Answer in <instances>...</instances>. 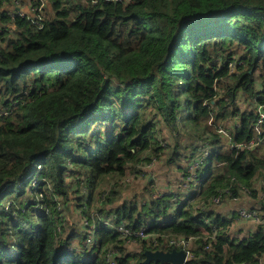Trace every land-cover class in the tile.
<instances>
[{"label": "trees", "instance_id": "obj_1", "mask_svg": "<svg viewBox=\"0 0 264 264\" xmlns=\"http://www.w3.org/2000/svg\"><path fill=\"white\" fill-rule=\"evenodd\" d=\"M49 1L54 14L42 30L17 18L9 37V18L0 12V264H105L103 250L119 235L98 221L94 244L83 250L88 232L69 229L53 194L79 204L87 187L94 201L109 177L126 174L145 155L165 154V165H178L191 149L182 137L220 141L208 124L213 109L236 143L250 140L257 120L251 99L258 95L264 104V0ZM237 58L243 64L227 83ZM157 124L178 137L168 150ZM200 128L202 136L193 132ZM213 159L224 173L210 171L204 197L233 177L251 186L264 169V157L246 149L219 151ZM35 178L42 179L37 188ZM154 185L146 182L122 203L120 190L113 191L101 212L133 228L165 216L179 198H153ZM40 192L48 212L36 206ZM178 204L174 219L155 230L201 236L204 219L192 204ZM208 217L221 230L211 251L196 247L198 261L240 264L264 254L261 227L240 240L228 234V219L214 211ZM147 249L134 256L136 264H146Z\"/></svg>", "mask_w": 264, "mask_h": 264}, {"label": "built area", "instance_id": "obj_2", "mask_svg": "<svg viewBox=\"0 0 264 264\" xmlns=\"http://www.w3.org/2000/svg\"><path fill=\"white\" fill-rule=\"evenodd\" d=\"M70 1V0H66ZM84 2L96 5L101 2H120L127 4L130 0H83ZM53 1L49 0H0V12L2 16L9 18V37L15 33V21L17 18H24L37 30L45 28L47 21L54 14L52 10ZM0 33L3 31L4 25L0 23ZM0 45L5 46V42L0 39ZM222 64V60L219 59ZM243 64V61L235 59L228 65L229 76L223 79L225 82H229L233 74L238 72V67ZM215 90H219L217 81L215 82ZM259 96L255 95L251 102L255 106L257 114V120L253 125V136L250 140L242 143H236L233 140L231 129L228 123H225L222 118H217L215 110L211 112L208 124L212 130L219 136L221 145L219 149H215L211 141L204 137H195L191 144V149L187 156L183 158V162L174 167L177 172L176 178L172 181L168 180L167 184L158 185L153 191V198L159 199L172 192L180 194L182 196L181 203H190L193 206L194 215L196 217H202L205 221L206 228L203 230L201 236H187L184 234L163 233L155 230L156 225L162 224L166 221L174 219L176 210L179 207L173 206V208L163 217H151L149 220L142 223L139 227L133 228L130 225L129 220L124 219L120 222H113L106 219L101 212V207L107 203L108 197L113 191L121 190L125 186L133 185L136 181L144 180L149 181L151 178L156 179L155 167L158 163L163 161L165 154L158 157L152 155L150 158H146V155L136 163L126 174L122 176L109 177L101 186L100 192L94 201H89V190L87 187H83L84 199L78 205V213L81 221L88 232L85 248H91L95 242V232L98 221L107 225V227L116 232L118 242L109 243L103 250L105 264H122L121 260L126 255H131L132 259L129 264H136V256L143 247H148L152 250H165L171 251L172 249L183 250L185 252V258L182 264H207L198 261L199 255H197L195 249L200 246L204 251H211L214 244L217 241V235L221 230L217 225L213 223L209 213H212L214 208L225 207L231 201H238L240 193L246 195V197L253 201L252 205L240 206L236 210L231 211L228 215L230 224L228 225L227 232L232 238L244 239L254 232H248L244 236L238 235L236 237L232 235L230 227L233 223L239 222H253L258 224V227L264 232V182L261 180L254 183L252 181L251 186H247L245 183L238 181L235 177L229 185L220 187L216 192L208 197L202 195L205 178L209 175L210 171L207 168L211 165V168H217L221 166L216 160L213 159V155L216 152L226 151L228 149H246L252 151L253 155L262 159L264 157V104L259 103ZM19 103L18 100L14 101V104ZM205 105H211L210 102ZM232 123L238 127L239 121L236 117ZM157 124L156 130L160 146L167 149L168 139L163 134L162 128ZM148 154V152L146 153ZM40 166L38 170L40 171ZM255 179V178H254ZM253 179V180H254ZM44 180V179H43ZM42 179L33 180V187L37 188ZM51 191L53 188L51 184H48ZM39 199H37V207L46 210V205L40 204V200L43 197V192L38 193ZM53 199L57 204L59 212L65 216V198L60 195L53 194ZM175 199V197H174ZM173 199V200H174ZM11 202L9 201V204ZM145 204V201L142 202ZM62 233V226H57V240L59 234ZM133 246H138L137 249H133ZM79 249V246L73 247V249ZM257 262L240 263V264H264V254L257 257Z\"/></svg>", "mask_w": 264, "mask_h": 264}, {"label": "crops", "instance_id": "obj_3", "mask_svg": "<svg viewBox=\"0 0 264 264\" xmlns=\"http://www.w3.org/2000/svg\"><path fill=\"white\" fill-rule=\"evenodd\" d=\"M162 128V132L163 134L167 137V136H170L171 132L170 130L166 127V126H161ZM182 140H183V144L187 145L193 143L194 139L191 141L188 139L187 140H184L183 137H182ZM215 149L217 150V148L215 147ZM187 151V149H186ZM188 152V151H187ZM179 165V164H178ZM223 166V165H221ZM175 167V166H174ZM177 167V166H176ZM209 171H211L213 174H216V173H224V169L221 168V167H217V168H211L209 169ZM166 172V173H165ZM155 173H156V179H152L149 180V181H153L154 180V187L157 185H160V184H164V178L165 177H168V178H165V179H168V180H173L174 178H176L177 176V172L174 170V168L170 169L168 168L167 166H165L164 164L160 163L158 164L156 167H155ZM164 174V175H163ZM262 176V177H260ZM264 169H262L260 171V173L257 174V176L255 177V179L253 180L254 183L256 182H259V181H263L264 182ZM140 181L142 180H139V181H136L134 184H137V186H131V187H128L127 189L126 188H123L120 190V197L119 198L120 200L118 201V203H122V201H124V199L128 200L129 198H131V196H133L135 193H138L140 194L142 191H143V188H144V185L146 184V182H149V181H144L142 183V186ZM205 185V183H204ZM177 196H174L175 199L176 198H179V202H182V196L178 193H176ZM253 204V201L249 200L246 195H244L243 193H240V198L238 201H231L229 202L225 207H222V208H214L212 209L216 214H219L221 215L222 217L228 219V215L230 214L231 211H234L236 210L238 207L240 206H249V205H252ZM263 204H264V201H263ZM117 205V204H116ZM109 207V206H108ZM72 211V210H71ZM74 217V220H72V223L73 222H77L78 223V226L81 227V230L82 231H85V228L83 226V223L81 221V218L79 216V214L77 213H74L73 215ZM258 229V224L256 223H253V222H239V223H233L232 226L230 227V231L232 233V235L236 236V237H239L238 235H241V236H244L246 233L248 232H255L256 230ZM133 249H137L138 246H133L132 247Z\"/></svg>", "mask_w": 264, "mask_h": 264}, {"label": "rangeland", "instance_id": "obj_4", "mask_svg": "<svg viewBox=\"0 0 264 264\" xmlns=\"http://www.w3.org/2000/svg\"><path fill=\"white\" fill-rule=\"evenodd\" d=\"M184 118H186V116L184 117ZM159 126L161 127V126H163V125H161V124H159ZM158 126V127H159ZM195 134H197V135H201L202 136V134H203V132H204V129L203 128H200V129H198V131H193ZM206 135V134H205ZM207 136V135H206ZM206 136H204V137H206ZM180 137V136H179ZM208 137V136H207ZM206 137V138H207ZM167 139H168V141H169V143H174V142H176L177 141V139H178V137L176 138V136H174V134H173V132H172V134H170V136H167ZM186 139V138H185ZM188 139V138H187ZM186 139V140H187ZM210 141V140H209ZM211 141H213L214 142V140H212L211 139ZM213 144V146H214V148L216 147L217 149H219V147H220V145H221V142L220 141H217V142H214V143H212ZM168 149H169V147H168ZM167 149V150H168ZM170 151V150H169ZM181 151H184V152H186V148H182L181 149ZM188 151V150H187ZM183 162V159L180 161V163H182ZM161 163L162 164H164L165 165V162H163V161H161ZM158 164H160V163H158ZM165 166H167V165H165ZM168 168H170V169H172V168H174V167H169V166H167ZM219 167H221V168H223V166H219ZM166 173V172H165ZM164 175V174H163ZM260 177H262V176H260ZM165 178H168V177H165ZM164 178V184H167V182H168V179H165ZM264 178V177H263ZM144 182V180H142V181H140V183H141V185L140 186H142V183ZM160 185H162V184H160ZM131 186H137V184H133V185H130V186H125V187H123V188H128V187H131ZM122 188V189H123ZM157 188V185L155 186V189ZM173 193H175V192H172V193H170V194H173ZM122 197V196H121ZM120 197V198H121ZM177 199V198H176ZM176 199H174L173 201H176ZM8 201V199L6 200V202ZM179 201V200H178ZM177 202V201H176ZM176 204H178V203H176ZM78 202L76 201V199L73 197L70 201H69V203H67V204H65V220L68 222V226H70L69 227V229H74V228H76V229H80L81 230V227H79L78 226V223L77 222H73L72 223V220H74V217H73V215H74V213H77V214H79L78 213ZM174 206H177V205H175L174 204ZM72 210V211H71ZM80 216V215H79ZM67 225V224H66Z\"/></svg>", "mask_w": 264, "mask_h": 264}, {"label": "water", "instance_id": "obj_5", "mask_svg": "<svg viewBox=\"0 0 264 264\" xmlns=\"http://www.w3.org/2000/svg\"><path fill=\"white\" fill-rule=\"evenodd\" d=\"M151 180V179H150ZM145 263H170V264H182L185 258V252L183 250L172 249L171 251L165 250H145Z\"/></svg>", "mask_w": 264, "mask_h": 264}, {"label": "bare ground", "instance_id": "obj_6", "mask_svg": "<svg viewBox=\"0 0 264 264\" xmlns=\"http://www.w3.org/2000/svg\"><path fill=\"white\" fill-rule=\"evenodd\" d=\"M243 223V222H242Z\"/></svg>", "mask_w": 264, "mask_h": 264}]
</instances>
